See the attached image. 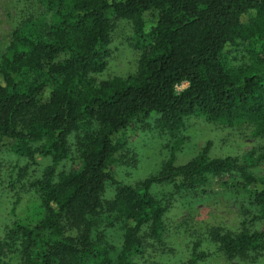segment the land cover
I'll return each instance as SVG.
<instances>
[{
    "label": "trees",
    "instance_id": "16d2710c",
    "mask_svg": "<svg viewBox=\"0 0 264 264\" xmlns=\"http://www.w3.org/2000/svg\"><path fill=\"white\" fill-rule=\"evenodd\" d=\"M32 3L30 12L20 9L26 19L0 60V152L52 163L30 183L42 218L7 228L0 264H136L145 237L162 243L166 232L169 206L153 195L155 186L192 193L237 169L243 178L232 187L251 194L258 215L237 231L212 228L210 238L229 261L263 251L264 231L251 225L264 216V176L237 159L212 158L210 145L183 165L172 154L158 174L136 185L119 182L112 165L127 134L153 117L158 129L172 133L195 115L250 125L264 137V0ZM117 19L132 22L143 47L138 70L97 82L108 67ZM239 48L245 55L235 65L231 56ZM72 157L78 170L58 169ZM108 182L116 190L106 199ZM102 225L121 226L120 248L98 232ZM201 245L194 244L187 264L203 258Z\"/></svg>",
    "mask_w": 264,
    "mask_h": 264
},
{
    "label": "rangeland",
    "instance_id": "374dc122",
    "mask_svg": "<svg viewBox=\"0 0 264 264\" xmlns=\"http://www.w3.org/2000/svg\"><path fill=\"white\" fill-rule=\"evenodd\" d=\"M32 1L0 0V60L10 45L13 29L26 19L20 9L27 8L25 12H30ZM142 51L132 22L114 20L108 67L102 75L97 76V82L134 74L138 70ZM244 55V50L239 48L231 56L232 63H243ZM207 145H210L212 158L233 157L247 172L264 176V160L260 158L264 155V137L254 136L252 126L239 124L228 127L210 123L195 115L187 117L183 126L174 133L158 129L157 117H153L147 126L135 134H127L112 171L119 182L136 185L158 174L172 154L175 164L183 165L197 157ZM51 163L50 159L31 163L18 160L10 151L0 152V236L17 221L36 223L42 218L39 198L30 189V183L40 178ZM15 167L17 169L14 171ZM79 168L78 160L74 157L58 167L65 171ZM242 176L237 169L231 176L212 178L203 189L192 193L177 192L173 185L155 186L153 195L169 206L165 219L166 232L162 243L145 237L144 250L136 259V264H187L197 241L202 244L199 254L204 255L197 264H264V250L258 254L252 253L244 260L229 261L210 238L212 228L237 231L243 222L250 220V215H258L252 205L251 194L232 187L233 183L242 180ZM115 190L116 186L108 182L105 198H111ZM251 227L264 231V216L252 223ZM98 232H103L112 246L120 248L123 236L120 225H102Z\"/></svg>",
    "mask_w": 264,
    "mask_h": 264
},
{
    "label": "built area",
    "instance_id": "2783aa9c",
    "mask_svg": "<svg viewBox=\"0 0 264 264\" xmlns=\"http://www.w3.org/2000/svg\"><path fill=\"white\" fill-rule=\"evenodd\" d=\"M179 89V88H178Z\"/></svg>",
    "mask_w": 264,
    "mask_h": 264
}]
</instances>
